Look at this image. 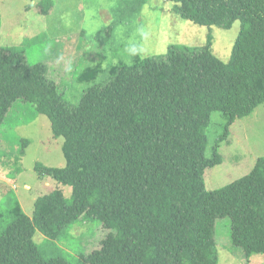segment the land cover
Masks as SVG:
<instances>
[{
	"label": "trees",
	"instance_id": "obj_1",
	"mask_svg": "<svg viewBox=\"0 0 264 264\" xmlns=\"http://www.w3.org/2000/svg\"><path fill=\"white\" fill-rule=\"evenodd\" d=\"M168 1L173 13L197 25H264V0ZM33 6L47 16L54 0ZM39 37L0 45V125L18 99L45 115L52 136L63 138L65 164L36 162L34 169L40 178L70 186L71 195L58 185L33 200L31 215L11 199L7 223L0 222V264H220L214 230L223 217L230 219L231 244L247 260L264 253V156L219 188L207 189L204 179L206 169L221 162L218 142L228 127L264 104L261 32H251V55L241 43V55L227 62L213 53L211 35L199 46L170 45L159 57L136 53L130 63L108 67L92 62L76 75L87 86L75 102L49 79L46 64L27 61L26 49ZM235 50L234 45L232 57ZM214 110L226 121L210 146ZM21 141L24 154L29 140ZM1 210L0 204V221ZM91 217L105 234L96 249L79 254V263L43 256L36 231L57 240L72 223Z\"/></svg>",
	"mask_w": 264,
	"mask_h": 264
},
{
	"label": "rangeland",
	"instance_id": "obj_2",
	"mask_svg": "<svg viewBox=\"0 0 264 264\" xmlns=\"http://www.w3.org/2000/svg\"><path fill=\"white\" fill-rule=\"evenodd\" d=\"M38 1L0 0V45H21L27 37L40 36L27 47V61L46 64L49 79H53L65 97L74 102L87 86L78 84L76 75L92 62H102L103 67H108L110 64H128L136 53L142 57H159L170 45H202L207 35L212 36L213 53L227 62L237 60L241 55L238 51L241 43L248 48L247 56L252 54L255 46L249 43L251 32L259 31L264 37V25L260 24L235 21L228 29L194 24L173 13L174 3L168 0H143L142 7L136 12L133 7L138 0H54V8L47 16L36 13L33 5ZM112 24L111 29H104ZM78 32L82 34L75 35ZM234 45L236 50L232 57ZM101 73L97 81L103 79L104 73ZM232 86L239 87L235 83ZM227 91L234 93L229 88ZM225 121L223 112H212L208 126L210 146L223 131ZM25 138L29 143L21 154V140ZM62 142L61 136H52L48 118L36 113L30 103L18 99L9 108L0 125L2 224L7 223L6 210L13 198L19 201L27 215H31L33 200L58 185L63 194L70 197V186L58 184L49 176L40 178L34 169L36 162L62 167L65 164ZM218 143L222 159L219 164L206 169L207 189L219 188L247 174L256 158L264 156V104L237 118ZM216 222L214 235L220 264H264V253L252 254L247 260L243 250L231 244L228 217ZM104 234L100 222L91 217L72 223L57 240H51L39 231L33 238L45 258L63 257L79 263V254L96 249Z\"/></svg>",
	"mask_w": 264,
	"mask_h": 264
}]
</instances>
